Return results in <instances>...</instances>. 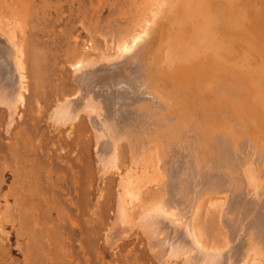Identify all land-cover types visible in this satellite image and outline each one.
Returning a JSON list of instances; mask_svg holds the SVG:
<instances>
[{"label": "bare ground", "instance_id": "obj_1", "mask_svg": "<svg viewBox=\"0 0 264 264\" xmlns=\"http://www.w3.org/2000/svg\"><path fill=\"white\" fill-rule=\"evenodd\" d=\"M11 1L20 8L24 2ZM155 2L150 16L129 37L117 42L115 55L97 60L79 54L74 59L78 90L56 102L48 114L55 131L47 137L54 142V149L45 153L49 164L52 170L63 167L64 160L56 150L63 152V145L70 150L77 141L73 136L80 126L77 120L86 115L96 137L101 173L119 170L120 151L125 145L135 160L155 153L164 198L135 226L147 236L158 264H244L250 257L262 260L264 28L255 30L254 36L252 12L250 26L247 24L251 0ZM262 19L259 15L258 20ZM28 55L0 32V112L5 115L4 133L11 142L0 144V151L14 159V179L26 172L34 139L29 133L37 127L35 118L34 129L15 132L23 118L21 110L27 106ZM37 92L34 102L46 101V92V97ZM66 125L71 128L68 138L61 130ZM31 151L38 156L45 150ZM22 184L29 190L32 183ZM127 189L120 196L114 223L121 230L134 220L128 221L125 197L138 199L139 193ZM206 200L212 202L218 215L219 233L225 240L220 246L211 239L219 235L208 240V234L205 236L196 223L197 210ZM87 205L85 196L72 202L81 214ZM33 206L39 223L41 205ZM130 258L125 255V259Z\"/></svg>", "mask_w": 264, "mask_h": 264}, {"label": "rangeland", "instance_id": "obj_2", "mask_svg": "<svg viewBox=\"0 0 264 264\" xmlns=\"http://www.w3.org/2000/svg\"><path fill=\"white\" fill-rule=\"evenodd\" d=\"M251 1L247 7V24L250 26L253 15L252 26L255 28L252 30L255 36V30L264 28V21L258 20L259 15L264 17V0ZM155 5V0H24L20 8L15 1L0 0V32L29 54L27 106L21 110L23 118L15 132L34 129L35 121L32 119L36 118L37 121V127L29 133L30 139H34L24 176L13 178L15 161L0 151V264L157 263L147 236L135 226L164 198L154 152L146 158L135 160L125 145L120 151L119 170L101 173L96 137L88 116L85 115V118L82 115L81 120H77L82 127L75 128L76 134H73L77 141L70 150L64 145L63 152L56 150V154L64 160L62 162L60 159L63 167L52 170L46 155L54 149V142L47 138L55 132L48 120L49 111L78 90L74 81V59L79 54L97 60L103 55H115L117 42L129 37L144 18L150 16ZM36 92L43 93V96L47 94L46 101L41 100L36 104L33 98ZM5 121V115L0 112L3 125L0 128V144L11 143L4 131ZM61 130L66 131L63 135L68 138L70 125L62 126ZM41 147L44 153L35 156L32 148L38 153ZM30 182L41 185H30ZM22 183L29 184L30 189L26 190ZM133 186L138 187L139 193L135 191L136 188L133 189L138 199H125L128 221L131 218L134 220L121 230L114 225L117 204L125 190L133 191ZM77 190L82 192L78 193ZM80 196L88 199L82 214L72 206V202L77 203ZM29 201L41 205L39 223L33 216L34 203L31 205ZM211 203L206 200L199 206L196 223L204 228L201 230L205 236L208 234V240L212 235H219L216 240L214 237L211 239H214L216 246H220L225 240L219 233L218 215L216 211L213 212L215 208ZM125 255L131 258L127 260ZM168 264L178 263L170 261ZM244 264H264V259L250 257Z\"/></svg>", "mask_w": 264, "mask_h": 264}]
</instances>
